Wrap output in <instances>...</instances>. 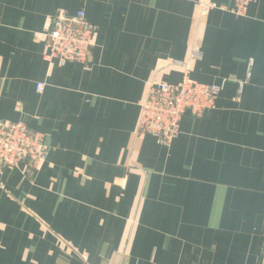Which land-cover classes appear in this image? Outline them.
<instances>
[{
    "label": "crops",
    "instance_id": "0c3cea01",
    "mask_svg": "<svg viewBox=\"0 0 264 264\" xmlns=\"http://www.w3.org/2000/svg\"><path fill=\"white\" fill-rule=\"evenodd\" d=\"M233 7L0 0V120L48 147L33 174L0 173V264H264V0ZM79 9L89 62L48 64L53 16ZM182 64L223 83L214 108L186 112L168 145L137 136L148 85Z\"/></svg>",
    "mask_w": 264,
    "mask_h": 264
},
{
    "label": "built area",
    "instance_id": "2783aa9c",
    "mask_svg": "<svg viewBox=\"0 0 264 264\" xmlns=\"http://www.w3.org/2000/svg\"><path fill=\"white\" fill-rule=\"evenodd\" d=\"M232 12L237 16L246 13L255 0H233ZM212 4L206 6L209 7ZM96 28L86 20L85 11L74 15L57 13L45 33L48 64L62 66L68 62L87 65L94 45ZM180 80L174 84L155 81L148 85L145 98L139 103L137 136H154L158 142L169 144L179 132L180 121L186 112L201 117L215 106V100L223 89L222 84H203L190 78L189 66L182 64ZM44 82H37L35 90L42 93ZM48 147L44 134L30 130L24 122L0 120V173L4 169L23 170L33 174L45 162ZM24 167V169H22Z\"/></svg>",
    "mask_w": 264,
    "mask_h": 264
},
{
    "label": "rangeland",
    "instance_id": "374dc122",
    "mask_svg": "<svg viewBox=\"0 0 264 264\" xmlns=\"http://www.w3.org/2000/svg\"><path fill=\"white\" fill-rule=\"evenodd\" d=\"M170 143H171V142H170ZM170 143H169V144H170ZM162 144H166V145H168L167 143H162Z\"/></svg>",
    "mask_w": 264,
    "mask_h": 264
}]
</instances>
